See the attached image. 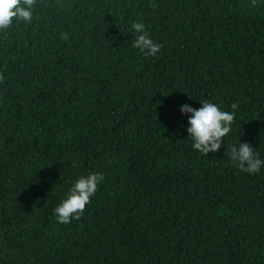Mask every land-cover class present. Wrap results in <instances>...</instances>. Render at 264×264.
<instances>
[{"label": "trees", "instance_id": "trees-1", "mask_svg": "<svg viewBox=\"0 0 264 264\" xmlns=\"http://www.w3.org/2000/svg\"><path fill=\"white\" fill-rule=\"evenodd\" d=\"M139 20L157 57L132 47ZM0 75V264H264V168L199 153L179 112L236 103L225 146L264 158V0H38L0 31Z\"/></svg>", "mask_w": 264, "mask_h": 264}, {"label": "clouds", "instance_id": "clouds-1", "mask_svg": "<svg viewBox=\"0 0 264 264\" xmlns=\"http://www.w3.org/2000/svg\"><path fill=\"white\" fill-rule=\"evenodd\" d=\"M37 4L38 0H0V31L8 29L13 24V18L31 24ZM131 27L137 34L132 47L145 57H157L163 45L153 39L143 20L134 21ZM62 39L68 40L69 34L63 33ZM2 79L3 76L0 75V80ZM200 103L198 108L191 103H185L179 109L180 115L187 118L186 131L193 141V149L208 156L209 153L215 154L225 147L230 161L241 172L260 173L264 168V158L250 142L240 139L238 144L225 146L224 138L232 131L238 105L233 103L232 110L227 111L208 100ZM104 180L105 176L99 172L80 175L54 208L57 222L70 224L72 220H79Z\"/></svg>", "mask_w": 264, "mask_h": 264}]
</instances>
